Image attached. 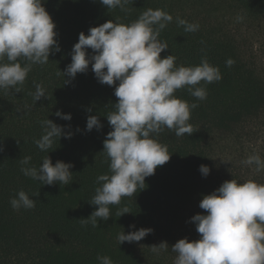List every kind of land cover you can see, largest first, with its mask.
Returning a JSON list of instances; mask_svg holds the SVG:
<instances>
[{
  "label": "trees",
  "instance_id": "obj_1",
  "mask_svg": "<svg viewBox=\"0 0 264 264\" xmlns=\"http://www.w3.org/2000/svg\"><path fill=\"white\" fill-rule=\"evenodd\" d=\"M43 2L56 26L60 51L50 54L47 64L32 66L19 93L0 90V264H100L97 256H108L113 264H173L172 246L197 233L191 218L201 214L199 203L213 191L215 181L218 188L231 179L264 184V170L256 172L241 163L251 154L264 159V0H132L127 12L109 10L100 0ZM149 8L173 17L158 38L168 45L161 58L171 54L176 66L190 67L206 56L222 78L210 84L201 81L207 91L202 101L183 88L175 92L178 99L198 105L188 121L193 134L177 137L165 128L154 135L167 146L169 161L145 178L144 189L109 205L110 218L98 221V228L91 222L82 225L79 220L97 208L89 204L100 186L96 178L108 173L102 151L112 130L106 117L118 99L113 94L116 85L99 83L91 64L74 79L58 70L63 73L71 63L81 32L88 35L90 28L107 21L129 24ZM177 17L198 24L199 30L185 32ZM228 59L234 61L231 67L226 66ZM20 62L25 63L23 58ZM35 84L43 86L47 99L34 101ZM57 111L70 114L71 120L60 119ZM89 115L98 116L101 129L85 131ZM47 118L72 135L57 138L44 152L34 140L41 137V121ZM47 155L53 165H73L69 185H42L21 173L23 157L31 156L30 166L38 168ZM200 165L210 169L206 177ZM21 190L36 201L35 208L12 209L10 200ZM123 207L130 214L118 217ZM121 228L125 234L141 228L153 231L139 242L120 245ZM161 242L169 250L154 254L149 247Z\"/></svg>",
  "mask_w": 264,
  "mask_h": 264
},
{
  "label": "clouds",
  "instance_id": "obj_2",
  "mask_svg": "<svg viewBox=\"0 0 264 264\" xmlns=\"http://www.w3.org/2000/svg\"><path fill=\"white\" fill-rule=\"evenodd\" d=\"M131 2L100 0L109 10L120 8L124 12L129 11L126 5ZM43 3V0H0V90L19 93L18 86L23 85L32 66L47 64L49 55L60 51L56 26ZM172 20L167 12L149 8L129 24L107 21L92 27L88 35L79 34L72 48L71 63L64 72L58 70L63 77L74 79L78 73H86L91 64L99 83L116 85L113 94L118 99L113 105L114 111L106 117L112 130L104 139L102 151L108 162V173L96 178L100 186L89 204L97 208L89 218L79 220L82 225L91 222L92 227L98 228V221L110 218L109 205H118L123 197L133 196L138 188L144 189L145 178L169 161L167 146L159 143L154 135L165 128L174 131L177 137L193 134L188 121L198 105L178 99L175 92L183 88L202 101L207 91L201 81L210 84L222 78L219 69L210 65L206 56L198 66L190 67L176 66V57L171 54L160 57L168 45L158 38ZM176 23L185 32L199 30L198 24L179 17ZM86 49L94 54L88 55ZM21 58L25 61L23 66ZM233 64L232 59L226 61L227 67ZM68 82L64 80L65 84ZM35 89V102L46 98L41 84H35ZM55 115L71 120L70 114L57 111ZM41 128L42 135L34 143L44 152H48L57 138L70 139L72 135L48 118L41 121ZM94 128L99 130L102 125L98 116L89 115L85 131ZM31 159L25 156L19 161L24 176L49 186L69 185L72 181L73 174L69 171L72 164L57 161L53 165L47 155L37 168L30 166ZM241 163L254 166L256 172L264 170V159L259 154H251ZM209 171L207 166L200 165L199 172L204 177ZM10 205L16 211L31 210L36 201L21 190L10 200ZM199 208L207 214L194 215L191 223L200 238L192 242L187 238L178 240L171 248L176 253L173 264H264V184L253 180L225 181L202 197ZM125 214H130L127 207L117 211L118 217ZM152 231L141 228L125 234L122 229L117 241L120 245L139 242ZM149 248L157 255L169 250L166 242ZM97 260L100 264H113L108 256H97Z\"/></svg>",
  "mask_w": 264,
  "mask_h": 264
},
{
  "label": "rangeland",
  "instance_id": "obj_3",
  "mask_svg": "<svg viewBox=\"0 0 264 264\" xmlns=\"http://www.w3.org/2000/svg\"><path fill=\"white\" fill-rule=\"evenodd\" d=\"M220 187V186H219ZM216 189H218V181H215L214 182V189H213V191L214 190H216ZM212 191V192H213ZM211 192V193H212ZM210 193V194H211ZM201 214H207L204 210H202L201 211ZM184 238H187V240L189 241V242H192V241H195V240H198L200 237H199V234L198 233H196V234H194V235H189V236H183L181 239H184Z\"/></svg>",
  "mask_w": 264,
  "mask_h": 264
}]
</instances>
